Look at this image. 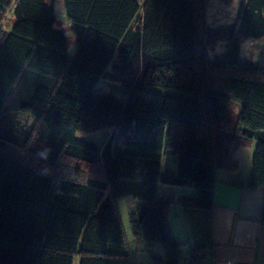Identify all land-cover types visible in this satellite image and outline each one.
<instances>
[{
    "label": "trees",
    "instance_id": "trees-1",
    "mask_svg": "<svg viewBox=\"0 0 264 264\" xmlns=\"http://www.w3.org/2000/svg\"><path fill=\"white\" fill-rule=\"evenodd\" d=\"M206 4L64 0L77 43L70 56L52 3L0 0V22L10 8L14 17L0 29V117L30 112L48 129L31 146L0 127V264H134L118 207L125 195L142 238L164 248L148 264H178L172 202L158 199V183L192 188L180 204L209 209L215 167L251 141L246 185L264 191V44L256 63L240 60L241 42L264 40V0H241L226 34L206 25ZM218 39L226 50L210 61ZM106 76L123 99L93 94ZM104 127L101 146L76 137ZM162 156L174 157V170H162ZM198 256L192 250L189 264Z\"/></svg>",
    "mask_w": 264,
    "mask_h": 264
},
{
    "label": "crops",
    "instance_id": "crops-1",
    "mask_svg": "<svg viewBox=\"0 0 264 264\" xmlns=\"http://www.w3.org/2000/svg\"><path fill=\"white\" fill-rule=\"evenodd\" d=\"M206 25L211 28L219 26L209 25L207 16ZM223 45V52L214 58L224 54L227 40ZM254 146L255 141H251L247 146L238 147L227 165L215 167L211 186L212 205L209 209L187 208L180 204L181 195L193 194L192 188L158 183V199L172 202L167 222L172 235L180 243L183 258L178 264H189L188 257L192 250L198 251L199 256L190 264H264V191L246 185ZM161 165L162 170L166 167L174 170V157L168 160L166 156H162ZM134 203L133 200L132 206ZM131 222L134 236L140 237V242L144 245L142 250L146 251L143 259L136 261L133 258L131 238L124 227L134 264H148L154 254L163 255V246L153 244L157 242L141 240L135 214H132ZM133 240L136 241L134 237ZM72 264H77V258H74Z\"/></svg>",
    "mask_w": 264,
    "mask_h": 264
},
{
    "label": "rangeland",
    "instance_id": "rangeland-1",
    "mask_svg": "<svg viewBox=\"0 0 264 264\" xmlns=\"http://www.w3.org/2000/svg\"><path fill=\"white\" fill-rule=\"evenodd\" d=\"M48 3L53 4L54 8V14H55V23L54 27L60 31H62L66 37V52L68 55L73 56L77 43H76V37L72 33L70 29V22L66 16L65 12V5L64 0H46ZM241 0H232L229 3H224L221 0H207L206 4V16H207V22L209 25H219L217 32L224 31L226 34L228 26H230L236 18V15L238 13V9L240 6ZM205 16V20H206ZM14 17L12 15L11 8L6 11V13L3 15L1 22H0V29L4 31H10ZM211 28V27H209ZM207 35V34H206ZM226 41V39H218L213 45H211L208 48V58L210 61L214 59L216 55L220 56V54L224 50L223 42ZM263 46V39H257V38H249L243 42H241V54H240V60L249 62V63H256L259 59V54L261 51V48ZM117 58L114 57L112 63L107 68V72L113 71V63L116 62ZM209 81L211 84V87L214 90H222V77L220 75L209 71ZM152 91H158L162 92V90L158 87L150 88ZM171 93L177 94L175 91L171 90ZM93 94H101L106 95L115 99H123V90L121 88V83L116 80H112L110 76L106 77H100L96 86L94 87ZM0 127L4 129H11L16 133L17 135L22 136L25 138L26 136L30 137V144H42L45 137L48 134V129L44 122H41L40 120H37L34 115L30 112H19L12 115H2L0 117ZM110 134V131L108 128H101L96 131H78L76 133V137L79 139L84 140H90L94 141L98 146H101L105 140L108 138ZM164 192L161 191V193ZM170 195L172 193L170 192ZM132 204H133V198L131 196L125 195L118 199V207L120 211L121 219L124 223V227L129 234L131 238V252L133 255V258L136 259V261L143 259L146 256V251H143L142 243L140 242V237L137 238L134 236V228L132 227ZM133 237L136 241L133 240ZM141 240H144L141 238ZM157 244V246H162L161 243H153ZM148 248V247H146ZM148 250H150L148 248ZM145 254V256L143 255ZM148 256V254H147ZM138 259V260H137Z\"/></svg>",
    "mask_w": 264,
    "mask_h": 264
}]
</instances>
